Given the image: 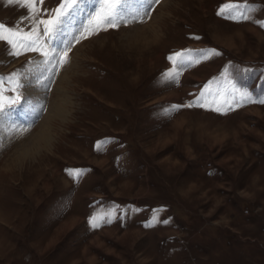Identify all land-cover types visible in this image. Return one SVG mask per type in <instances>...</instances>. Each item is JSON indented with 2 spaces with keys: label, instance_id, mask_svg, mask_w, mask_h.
Wrapping results in <instances>:
<instances>
[{
  "label": "rangeland",
  "instance_id": "obj_1",
  "mask_svg": "<svg viewBox=\"0 0 264 264\" xmlns=\"http://www.w3.org/2000/svg\"><path fill=\"white\" fill-rule=\"evenodd\" d=\"M226 3L255 11L233 21L217 15ZM83 5L60 40L88 25L97 0ZM22 15L0 0V22ZM262 23L264 0H161L145 22L75 44L70 62L42 87L43 113L13 122L35 120L0 150V264H264V104L225 110L234 95L239 101L233 87L264 98ZM203 49L220 55L165 83L170 54L192 50L196 58ZM10 50L0 42L3 77L27 75L28 61L40 59ZM34 75L18 77L24 87L16 94L27 98ZM2 87L14 95L7 81ZM202 90L208 107L170 111ZM52 101L62 112L50 111L49 142L35 147L30 139ZM103 139L109 144L97 151ZM74 168L86 172L74 180L65 171ZM109 213L111 223L90 226L91 217ZM154 215L168 223L146 226Z\"/></svg>",
  "mask_w": 264,
  "mask_h": 264
},
{
  "label": "snow or ice",
  "instance_id": "obj_2",
  "mask_svg": "<svg viewBox=\"0 0 264 264\" xmlns=\"http://www.w3.org/2000/svg\"><path fill=\"white\" fill-rule=\"evenodd\" d=\"M44 2L45 0H7V4L24 9L26 15L20 16L15 24L0 22V42L10 46L11 50L8 53L10 56L20 57L25 53H37L40 57L37 61H28L33 67L28 69L27 75L13 71L7 77L0 76V150L5 146L4 140H14L18 133L27 132L35 123V120L30 121L27 125L8 123L12 113L26 99L25 96L16 94L18 88L24 87L20 83V79L27 80L29 75L38 71L39 74L35 76L36 83L48 90L60 69L70 62V53L75 44L100 31L118 30L122 26L127 27L145 22L146 18L151 17L155 6L160 4L161 0H97V9L87 13L88 25L83 27L82 31L77 28L68 33L67 35H70L71 39L62 40L59 46L54 45L53 42L60 35L66 34L64 26L77 9L83 11L81 6L84 0H60L54 9L44 8ZM254 11L255 9L248 4L226 3L219 8L217 15L233 21H247L254 14ZM261 26L264 27V23ZM217 55L220 53L216 49L197 50L196 58H193L192 50H181L170 54L167 59L172 62L173 68L164 73L165 83L178 82L180 73L184 68ZM243 71L251 72L252 69H244ZM5 81L11 85V92L14 95H4L5 89L2 85ZM210 83L211 81H209ZM207 88L208 84L205 85V89ZM232 92L239 94V101H236L234 95L231 100L226 102L228 107L225 110H232L233 104L235 107H240L244 103L264 104V98L254 100L248 91L240 92L239 89L233 87ZM216 95L223 96V93L220 92ZM204 96L205 92L202 90L193 101L184 106L173 105L170 111H176L180 107L198 106L206 108L208 104L201 102ZM28 110L38 119L44 111V105L31 106ZM213 110L219 112L222 109L215 107ZM107 144H109V140L103 139L97 141L95 147L97 151H101ZM65 171L74 180L81 178L86 172L85 169L80 168L66 169ZM105 222H112L111 213L91 217L89 221L93 228L101 227ZM155 223L167 224L168 220L154 215L146 226H152Z\"/></svg>",
  "mask_w": 264,
  "mask_h": 264
},
{
  "label": "bare ground",
  "instance_id": "obj_3",
  "mask_svg": "<svg viewBox=\"0 0 264 264\" xmlns=\"http://www.w3.org/2000/svg\"><path fill=\"white\" fill-rule=\"evenodd\" d=\"M89 4H91V1H90V3ZM88 4V5H89ZM88 5H83V11H85L86 9H87V7H89ZM87 6V7H86ZM82 11V12H83ZM82 16H84V15H82ZM81 17V16H80ZM84 17H82V19H83ZM66 25V24H65ZM65 27V26H64ZM146 32H148V31H146ZM152 32V31H151ZM151 32L149 31V33L148 34H150L151 35ZM66 35V34H65ZM141 34H139V35H137L138 36V38H139V36H140ZM62 35H60L59 36V39H56L54 42L56 43V44H58L60 41H62V40H65L64 39V37H62V40H60V37H61ZM64 36V35H63ZM155 36L156 35H153V38H155ZM137 38V37H136ZM149 40H152V39H149ZM149 42V41H148ZM39 74V72L37 71L36 73H35V75H34V77L36 76V75H38ZM61 78L59 77L58 78V82H59V80H60ZM31 83H32V85H30L29 86V91L27 92V98L25 99V101L20 105V106H18L17 108H16V110L12 113V117H11V119L8 121V123L9 124H11V123H13V122H18L19 120H21V121H19V122H21V123H23L24 121H22V120H24L25 118L27 119L31 114H32V112L31 111H29L28 109L31 107V106H36V105H40V103H41V101H42V95H43V89H42V87L39 85V84H37L36 83V80H32L31 81ZM56 88L55 89H57L58 87H57V85L55 86ZM52 100V99H51ZM50 104H52L50 107H48V110H47V112H46V114H45V116H44V118H43V121L41 122V123H39V125H38V129H40L37 133H35V132H33V134H32V136H33V138H31L30 140H31V145H34L35 147H38L41 143H44V144H46L47 142H49V133L47 132V130H46V123H47V119H48V117H49V114H50V111H55V114H57V113H61L62 112V109H63V104H59V103H56L55 101H52V103H50ZM31 113V114H30ZM27 122H28V120H27ZM25 123V122H24ZM29 140V141H30ZM26 144H29V142L27 141H24L23 142V148H25L26 147ZM25 156H27V153H21L20 155H18L17 156V159H20L21 157H25Z\"/></svg>",
  "mask_w": 264,
  "mask_h": 264
}]
</instances>
